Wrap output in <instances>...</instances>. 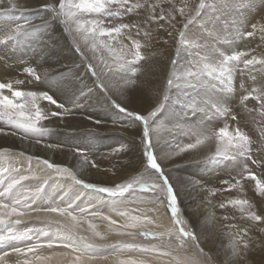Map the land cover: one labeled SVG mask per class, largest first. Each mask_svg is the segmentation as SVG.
I'll return each instance as SVG.
<instances>
[{
  "label": "snow or ice",
  "instance_id": "6c2138e0",
  "mask_svg": "<svg viewBox=\"0 0 264 264\" xmlns=\"http://www.w3.org/2000/svg\"><path fill=\"white\" fill-rule=\"evenodd\" d=\"M28 11L16 0H0V16L4 17L0 45L18 44L25 37L32 38L30 43L35 45L31 48L33 60L21 70L24 79L0 80V125L10 130L0 127V132L40 144L51 131L45 121L71 116L74 109L84 106V100L98 93L104 104L129 119L122 128L137 125L141 151L139 158L130 162L134 175L108 183L82 177L86 167L100 170L85 148L74 149L80 170L32 156L27 157L25 167L13 160L9 148H0V264H149L142 258L149 254L158 260L170 257L165 264H264V226L258 228V235H251L258 224L264 225V215L253 210L249 199L225 198L216 205L221 210L238 209L240 219L253 223L226 224L229 240L224 254L214 255L203 247L201 234L188 223L176 185L163 166L164 159L177 154V148L187 152L215 141V151L205 157L206 164L216 170L228 162L235 176L221 180L228 188L211 189V194L252 180L255 194L264 198V54H251L255 48L229 52L219 47L249 42L248 38H258V42L252 41L257 47L264 45V0H45L36 10L39 25L25 15ZM55 24L71 34L76 51L88 61L92 87L70 68L65 73L36 62L35 57L47 62L56 55L52 34L46 31ZM170 40L172 54L164 91L153 104L149 96L159 93L139 81L137 74L142 72V61L167 58L169 49L163 46ZM93 59L98 64L94 65ZM0 61L6 63L2 57ZM246 79L251 84H246ZM174 89L184 93L181 104L193 113L202 111L204 119L183 133L192 142L174 145L165 141L168 150L161 156L157 154L158 132L172 123L162 124L161 120ZM133 95L144 99L143 107L129 108ZM125 96L128 103L121 99ZM250 100L255 104L250 106ZM42 101L58 111L45 110ZM243 112L252 117V130L241 126ZM87 119L97 125L104 123L91 115ZM220 120L223 126H209ZM123 150L120 145L112 151ZM32 160L83 191L65 190L55 180L50 183L49 177L41 180L31 167ZM32 180L37 184L25 183ZM144 203L154 205L147 212L163 208L171 226L163 231L145 230L146 225H162L157 223L159 217L154 219L139 207ZM235 218L222 216L225 221ZM214 219L212 213L208 220ZM112 235L128 239L110 241ZM138 236L143 240H137Z\"/></svg>",
  "mask_w": 264,
  "mask_h": 264
},
{
  "label": "bare ground",
  "instance_id": "6f19581e",
  "mask_svg": "<svg viewBox=\"0 0 264 264\" xmlns=\"http://www.w3.org/2000/svg\"><path fill=\"white\" fill-rule=\"evenodd\" d=\"M16 2L29 9L25 15L31 16L35 24L39 25L41 23L38 14H36V10L40 8L45 0H16ZM49 2H51V0H49ZM255 11L254 9L252 14H255ZM0 22H4L3 16H0ZM42 31H44V29H42ZM46 31L52 34V43L55 45L54 51L56 55L50 57L47 62H45L43 57H35L36 62L41 64L44 68L57 69L65 73H67L70 68L73 74H78L85 84L92 87L94 78L91 77V73L86 68V63L88 61L84 56L74 52L72 49L73 45H71L69 41L73 40L71 34L64 32L63 27L59 24L50 25ZM0 35H3V32H0ZM30 39L32 38L25 37L21 39L18 44L9 46L0 45V57L3 58V61H6V63L0 61V80H7L13 76L24 79L21 70L26 62L33 60L31 48L35 45L30 43ZM248 41L249 42L245 45H242V41H240L235 45L221 44L219 47L229 52L233 48L236 50H248L254 45L249 39ZM171 46V40L168 46H163L167 47L169 52L167 58L162 61L157 58L148 62L142 61V72L137 74V79L139 81L147 83L149 89L155 88L159 93L149 96L153 104L162 98L167 73L169 71L168 62L172 54ZM84 51L88 57L92 56L89 50L85 49ZM260 54H264V45L259 47V51L255 55ZM183 55L187 57V53ZM91 62L94 65L98 64L97 59H93ZM183 62L182 60L181 63ZM60 65H66L67 67H62ZM76 65H79V67L77 68ZM256 74L259 81L261 77L258 73ZM238 84L239 80H237V86ZM246 84H251V81L246 79ZM57 95H61V93H57ZM170 95L171 99L167 105L161 123L163 124L166 121H172V123L166 124V126L161 128L158 132L160 143L157 146V154L161 156L163 155V151L168 150L165 141L172 142L174 145L176 143L183 145L192 142L191 139L183 133L186 132L188 128L199 124L204 119V113L202 111L193 113L181 104V100L185 99L183 91L174 89ZM121 99L126 103L129 101L127 96ZM83 103L84 106L74 109L71 116L64 117L63 119L60 117H53L45 121V125L51 131L42 139V143L37 144L35 140H22L19 135H5L4 132H0V148H9L13 158H17L19 162L24 165L28 163L27 157L32 156L48 159L50 162L57 164L70 167L75 166L78 170H80V165L78 156L74 154V149L77 147L85 148L91 153V158L100 166V170L88 167L82 170V177L89 182L106 181L108 183H115L117 180L125 179L128 175H134L131 171L130 162H135L139 158L141 151V145L138 142L137 132L139 129L137 125H132L127 130L122 128L121 125H128L129 119L123 114H117L109 106L104 104L103 97L98 93L92 94L91 98L84 100ZM248 103L252 106L255 104V101L250 100ZM144 104L145 101L143 98L133 95L131 103H129L128 106L131 109H139L143 107ZM41 105L45 110L58 111L55 106L50 105L47 101H42ZM89 115L102 119L104 123L97 125L89 121L87 119ZM177 118L179 119V128L176 127ZM113 121H118V123L113 124ZM252 122H254L252 117L246 112H243L242 118L240 119L241 126L244 127L246 131L252 130L254 128V124H250ZM209 126L214 128L223 126V120L214 121ZM0 127H4L5 132L10 131L7 126L0 125ZM253 137L255 139V132H253ZM48 144L61 145V147L49 148L46 146ZM120 145L124 146L122 152L117 153L112 151ZM215 147V141H211L206 142L197 149L187 152H180L177 148V154L170 160L164 159L163 166L165 173L169 175L171 181L176 185L179 193V201L188 222L201 234L203 247L206 250L211 249L214 255L223 256V247L227 244L225 240H222V235L228 234L225 230V225L232 223L248 226L252 222L246 219H240L241 213L238 209L230 208L228 210H221L217 208L216 205L225 198H247L253 205V210H255L257 214L264 215V204L258 198L259 196H256V198L254 197L255 181L252 180L241 181V186L231 189L230 191H218L215 195L211 194V189L228 188L227 184H221V180H229L231 176H235V171L228 162H226L225 165H221L216 170H213L212 167L206 164L205 157L214 153ZM20 152H24L25 155L20 156ZM31 167L39 173L41 180L45 177H49L50 183L55 180L58 184L62 185L65 190L72 187L75 192L83 191L79 186L73 185L71 181L58 178L51 170L46 169L42 164H37L36 160L31 161ZM251 167L259 175V170L256 169L255 166ZM198 185H204V188ZM216 197L222 199L217 204H214V202H216ZM129 207H135V205H129ZM139 207L154 219L159 217L157 223L162 225V227L159 228L154 225H146V228L149 227L150 230L156 231L161 229L164 230L171 226L170 216L165 213L163 208H160L158 212H147V209L154 207L153 204L144 203ZM105 212H108L107 208H105ZM212 213H215V219L209 222L208 217L212 215ZM225 214L229 217L235 216L236 218L225 221L222 219V216ZM113 218L119 219L115 216H113ZM255 231L257 230L251 233L253 236L257 235ZM117 238L121 237L118 236Z\"/></svg>",
  "mask_w": 264,
  "mask_h": 264
},
{
  "label": "rangeland",
  "instance_id": "374dc122",
  "mask_svg": "<svg viewBox=\"0 0 264 264\" xmlns=\"http://www.w3.org/2000/svg\"><path fill=\"white\" fill-rule=\"evenodd\" d=\"M250 41H256V42H258V38H248ZM70 41V44L71 45H73V47H72V49L74 50V52H76V53H78L77 51H76V45L74 44V42H73V40H69ZM256 42H251L252 44H254L253 46H252V48H255V52H253V54H256L258 51H259V47H257L256 46ZM246 43H248V42H245V41H242V45H245ZM79 54V53H78ZM87 64V63H86ZM87 68V67H86ZM250 124H254V122H252V123H250ZM12 158H13V155H12ZM13 160H15V161H17L19 164H21V165H24L23 163H20L19 162V160L17 159V158H13ZM27 164L28 163H25V167H27ZM51 172H53V174L54 175H56L55 174V172L54 171H52L51 170ZM133 175V174H132ZM132 175H130V176H132ZM129 175L128 176H126V178H128V177H130ZM264 178V177H263ZM118 179V178H117ZM122 179H120V180H117L115 183H118V182H120ZM67 181V180H66ZM70 181V180H69ZM26 184H28V185H32V186H34V185H36L37 184V181H35V180H32V181H27V182H25ZM254 195V194H253ZM256 194L254 195V197L256 198ZM259 199H260V201L264 204V198H262V197H258ZM222 199V198H221ZM219 197H216V202H214V204H217L220 200H221ZM104 211H105V209H104ZM264 213V212H263ZM187 219V218H186ZM188 221V220H187ZM189 223V222H188ZM253 223V222H252ZM190 224V223H189ZM31 226V225H30ZM37 226H39V222H37ZM258 226V225H257ZM259 226H262V225H259ZM259 226H258V228H259ZM264 226V225H263ZM258 228H257V231H255L256 233H257V235H258ZM101 230H103V228H101ZM145 230H149V231H155V230H150L149 229V227L148 228H146ZM162 231H163V229H161ZM161 230H156V231H161ZM228 235L229 234H224V236L222 235V240H225L226 242V244L228 243V241H227V239L229 240V237H228ZM252 235V234H251ZM227 236V237H226ZM253 236V235H252ZM118 236H116L115 235V237H114V235H112V236H110L109 237V240L110 241H115V240H120V239H128V237H121V238H117ZM253 237H255V235L253 236ZM221 238H219V239H221ZM225 238V239H224ZM136 239L137 240H143V238L142 237H136ZM145 242H149V241H145ZM157 242H159V241H157ZM163 243H165V244H167L168 243V241L167 240H165V241H163ZM173 247H175V243L173 242ZM45 254H47V253H45ZM135 255H139V254H135ZM154 255L155 254H149V255H144L142 258H144L145 260H147V261H149V264H165V262L166 261H170L171 260V258L170 257H165V258H161V259H155L154 258ZM13 260L15 259V257H13L12 258Z\"/></svg>",
  "mask_w": 264,
  "mask_h": 264
}]
</instances>
